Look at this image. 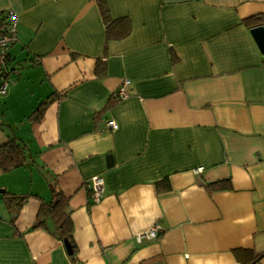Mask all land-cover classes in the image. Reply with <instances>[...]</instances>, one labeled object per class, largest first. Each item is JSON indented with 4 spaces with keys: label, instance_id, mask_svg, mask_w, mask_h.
I'll list each match as a JSON object with an SVG mask.
<instances>
[{
    "label": "crops",
    "instance_id": "1",
    "mask_svg": "<svg viewBox=\"0 0 264 264\" xmlns=\"http://www.w3.org/2000/svg\"><path fill=\"white\" fill-rule=\"evenodd\" d=\"M106 2L130 31L105 46L96 0H0V21L16 20L0 145L13 135L25 156L0 167V264H264V52L250 32L264 0ZM58 190L73 258L53 221L32 227Z\"/></svg>",
    "mask_w": 264,
    "mask_h": 264
},
{
    "label": "trees",
    "instance_id": "2",
    "mask_svg": "<svg viewBox=\"0 0 264 264\" xmlns=\"http://www.w3.org/2000/svg\"><path fill=\"white\" fill-rule=\"evenodd\" d=\"M96 4L101 14L103 25L105 27L106 44L112 39H122L129 34L130 25L129 20L122 17H112L109 12L108 4L106 0H96ZM249 22L250 25L260 24V17H249L244 20ZM0 21V30L3 25ZM94 71L97 75L105 73V63L101 58H97L95 61ZM55 98V95L51 93L47 98L41 100L32 111L31 115L33 119L41 117L47 104ZM25 162L23 146L17 141L15 136H9L7 140L0 145V167L3 170H7ZM226 183V179L217 180L208 183L210 187H220L221 182ZM164 183V184H163ZM163 184V185H162ZM157 191L167 190L169 185L167 180H159L155 183ZM6 201L8 203L16 202V208L18 209L24 196L8 194ZM50 219L54 222V229L51 233L59 239L66 238L72 248V254L70 257L73 258L76 252V244L73 237L72 222L68 212V201L67 197L64 196L59 190L55 192L54 197L50 201H44L41 203L38 210L37 219L35 220L32 227H47V220Z\"/></svg>",
    "mask_w": 264,
    "mask_h": 264
},
{
    "label": "built area",
    "instance_id": "3",
    "mask_svg": "<svg viewBox=\"0 0 264 264\" xmlns=\"http://www.w3.org/2000/svg\"><path fill=\"white\" fill-rule=\"evenodd\" d=\"M16 40V20L12 14H8L6 24L0 30V94L5 93L6 86L10 80L9 67L7 65L8 51L10 46ZM129 81L126 79L119 86L115 92V96L120 98L126 95V85ZM112 128H116L117 124L113 120L107 122ZM201 166L196 168V171H201ZM104 179L101 175H93L88 180V194L89 199L92 202L100 200L103 192ZM161 230L159 223H154L150 228L143 230L135 235L137 242H140L143 238L157 237Z\"/></svg>",
    "mask_w": 264,
    "mask_h": 264
},
{
    "label": "water",
    "instance_id": "4",
    "mask_svg": "<svg viewBox=\"0 0 264 264\" xmlns=\"http://www.w3.org/2000/svg\"><path fill=\"white\" fill-rule=\"evenodd\" d=\"M252 36L254 37L256 44L261 52H264V25H256L250 29ZM65 250L68 254H72V248L66 238L62 239Z\"/></svg>",
    "mask_w": 264,
    "mask_h": 264
}]
</instances>
